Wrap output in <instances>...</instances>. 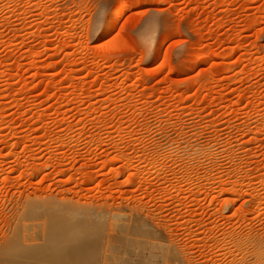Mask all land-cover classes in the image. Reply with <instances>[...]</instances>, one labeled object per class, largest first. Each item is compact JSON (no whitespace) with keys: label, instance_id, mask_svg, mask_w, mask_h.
<instances>
[{"label":"rangeland","instance_id":"rangeland-1","mask_svg":"<svg viewBox=\"0 0 264 264\" xmlns=\"http://www.w3.org/2000/svg\"><path fill=\"white\" fill-rule=\"evenodd\" d=\"M1 245L264 264V0H0Z\"/></svg>","mask_w":264,"mask_h":264},{"label":"bare ground","instance_id":"bare-ground-1","mask_svg":"<svg viewBox=\"0 0 264 264\" xmlns=\"http://www.w3.org/2000/svg\"><path fill=\"white\" fill-rule=\"evenodd\" d=\"M125 9V5H118L116 6V8L114 9V13H122ZM113 24L109 23L107 25V32H110L111 28H112ZM108 35V34H106ZM164 41L160 42L158 50H160L162 48V46L164 45ZM76 231L73 232V234H68L69 236H75ZM77 235V234H76ZM26 238V236H24ZM59 240H55L53 243L54 245H57L58 250H65L67 249L66 246V237H62V238H58ZM28 242V241H27ZM16 243V242H14ZM30 244V242H28ZM17 244V243H16ZM40 243L35 244V245H30L31 247H37ZM45 244V243H44ZM25 246H28V244H25ZM11 245H1L0 246V255L6 254V258L9 259L10 261L14 258V252L13 249L11 248ZM167 259L168 262L170 264H183L182 259L180 258L179 254L174 251L173 249H169L167 251ZM17 258L19 259V256H17Z\"/></svg>","mask_w":264,"mask_h":264}]
</instances>
